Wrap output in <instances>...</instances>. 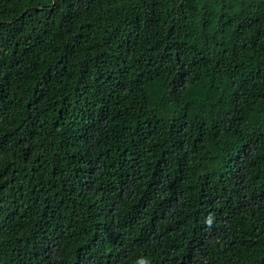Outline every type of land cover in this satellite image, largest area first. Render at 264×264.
<instances>
[{
    "label": "trees",
    "instance_id": "obj_1",
    "mask_svg": "<svg viewBox=\"0 0 264 264\" xmlns=\"http://www.w3.org/2000/svg\"><path fill=\"white\" fill-rule=\"evenodd\" d=\"M264 264V0H0V264Z\"/></svg>",
    "mask_w": 264,
    "mask_h": 264
},
{
    "label": "clouds",
    "instance_id": "obj_2",
    "mask_svg": "<svg viewBox=\"0 0 264 264\" xmlns=\"http://www.w3.org/2000/svg\"><path fill=\"white\" fill-rule=\"evenodd\" d=\"M142 264H147V262L145 261V262H142Z\"/></svg>",
    "mask_w": 264,
    "mask_h": 264
}]
</instances>
